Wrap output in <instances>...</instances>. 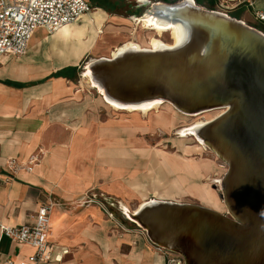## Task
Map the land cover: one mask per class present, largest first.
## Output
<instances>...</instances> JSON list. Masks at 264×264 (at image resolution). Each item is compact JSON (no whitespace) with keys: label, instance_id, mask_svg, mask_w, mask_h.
Wrapping results in <instances>:
<instances>
[{"label":"crops","instance_id":"crops-1","mask_svg":"<svg viewBox=\"0 0 264 264\" xmlns=\"http://www.w3.org/2000/svg\"><path fill=\"white\" fill-rule=\"evenodd\" d=\"M87 14L54 33L37 28L44 32L43 48L38 42L30 52L28 42L24 54L0 57V179L6 180L9 158L20 162L41 153L32 171L20 169L0 181V222L28 224L41 204H49L48 240L58 259L45 264H164L165 254L141 228L107 213L115 204L130 209L148 198L219 206L205 181L213 162L191 157L197 148L184 144L183 154L148 151L146 164L136 162L130 125L110 122L100 133L95 121L87 120L85 98L73 80L86 46L74 58L70 50L77 44L68 38L78 27L72 24ZM56 37L68 39L62 44ZM38 54L50 59L49 65L36 62ZM33 251L0 235L2 260H26Z\"/></svg>","mask_w":264,"mask_h":264},{"label":"water","instance_id":"water-1","mask_svg":"<svg viewBox=\"0 0 264 264\" xmlns=\"http://www.w3.org/2000/svg\"><path fill=\"white\" fill-rule=\"evenodd\" d=\"M189 21L186 52L103 63L99 77L113 91L139 98L159 93L198 112L227 101V111L204 130L227 165L223 190H217L227 210L157 199L164 204L140 214L147 228L131 222L158 247L152 235L176 238L181 250L165 249L184 264H264V42L230 21L202 14Z\"/></svg>","mask_w":264,"mask_h":264},{"label":"rangeland","instance_id":"rangeland-1","mask_svg":"<svg viewBox=\"0 0 264 264\" xmlns=\"http://www.w3.org/2000/svg\"><path fill=\"white\" fill-rule=\"evenodd\" d=\"M87 1L92 6V9L88 12L87 15H85L84 22H86L87 17L94 18V24H92L91 27H87V35L91 36L92 30H94L95 35H98L97 37H95L94 41H89L87 38L82 42H85L84 44L87 43L88 45H86L84 51L81 53L79 57L80 59L77 60V69H74L73 71V80L75 88H77L76 92L83 94V98H85L83 99V109L85 110L84 114H90L89 117H86L87 120L93 119L95 121L96 129H98L100 133H104L102 131L103 128L108 126L110 122L121 121L126 122V124L128 123L131 126V135L133 142L132 158L136 162L139 161L143 164H146L148 154H150L148 153V151L165 150L172 153L178 151L183 154L180 150V147H183L182 144H184V146H188L189 148L196 147V151L190 153L189 155L196 160L204 158L209 159L213 162L214 170L205 179V181L208 183V185L211 184V187L214 189H212V191L215 194L216 200L221 201L218 197L216 185L225 173V164L221 160H219L212 151H210L206 147H203L195 137V135H193L192 133H181V129L189 127L195 121L211 118L215 113L213 112V110L203 112L202 114L196 116H188L171 107L166 102L161 103L157 109L148 111V114L147 112L134 113L123 110H115L111 106V104L103 98L101 93L96 88L90 86V83H88L86 77L82 76V72L84 71L83 67L91 58L93 59L99 57H108L110 49H112L116 45H120L121 43L128 40H134L136 42H139L142 47L148 46L150 38L156 36V33L154 29L150 27H141L140 24H137L135 22V18H139L140 16H142L149 8L150 3H170L179 0H148L150 3H148L147 6L140 5L137 0H108L107 3L103 1L102 3L106 5L108 10H105L100 6H94L92 4V0ZM140 2H142V4H145L143 0H140ZM195 2L202 7L211 9L207 3V0H195ZM230 15L236 16L239 19H242L246 24L264 32V25L254 19V16L252 15V12L250 10L242 8L237 12L231 13ZM82 24L83 21H79L74 23L73 25L79 26ZM43 37L44 32L42 29H37L33 32L31 37L32 39L30 38L29 40L30 52H32L34 48L38 46V42H42V48L46 46V44L43 43ZM64 39L65 37H56V40L60 41L62 44L64 43ZM161 39L164 42H171L172 40L169 32L166 31L162 33ZM49 60L50 59L44 56V54H38L36 58V62L44 66L49 63ZM162 116H164V121L161 120ZM131 119H133L134 121ZM68 125H71L70 120L68 121ZM191 203L197 202L191 201ZM220 204L221 205L219 206L215 205V207H210L203 204L200 205L210 207L222 212L224 210V206L222 205V202ZM137 206L136 204H133L129 209L127 205L121 204L119 206V204H115L110 209V212L107 213V215L113 221L121 223L128 222V220L132 219L129 217L126 210L132 211Z\"/></svg>","mask_w":264,"mask_h":264},{"label":"bare ground","instance_id":"bare-ground-1","mask_svg":"<svg viewBox=\"0 0 264 264\" xmlns=\"http://www.w3.org/2000/svg\"><path fill=\"white\" fill-rule=\"evenodd\" d=\"M143 2L145 4L150 3L148 0H143ZM199 14H202L204 17L208 16V18H216L218 20H221L220 22L230 21L233 23H237L241 25L242 27L254 32L256 36H258V38H260V40H263L264 42V32L263 31L246 24L242 19H239V20L233 19L230 16L224 14L223 12L221 13L220 11L219 12L207 11L204 7L197 5L194 0H179L171 4H163L161 2H154L153 4L150 3L149 8L145 11V13L141 17L135 18V22L137 24H140L141 27H146V28L150 27L154 29L156 33V36H153L150 38L148 46L142 47V45H140L139 42H136L134 40H128V41L121 43L120 45H116L112 49H110L108 57H99V58H93V59L91 58L84 65L85 69L82 72V76L86 77L88 83H90V86L96 88L101 93L103 98L106 99L115 110H123V111L134 112V113L135 112H143V113L147 112L148 114V111L152 109H157L160 106V104L163 102H166L171 107L177 109L178 111L188 116H196V115L202 114L203 112H208V111L213 110V112L215 113L212 115L211 118H208L205 120H197L189 127H185L181 129V133L183 134L192 133L193 135H195V137L198 139V141L202 144L203 147L208 148L207 147L208 145L209 146L208 149L214 150V152L212 150L210 151H212L217 156V158L221 160L219 157L224 158L223 154L218 149H216L217 147L214 144H212L204 136V130L212 120H214L215 118H218L219 116H221L227 111V108H222L226 104H228L226 100L216 101L215 103H220V104H216L217 106H212L210 108H206L198 112V111L193 110L191 106H186V105L180 106L173 99L169 97H165L159 93L154 94L151 97L139 98L138 95L135 96V95H130V94H122V93L113 91L109 89L105 81L99 77V71H98L100 64L120 61L130 56H140V55L173 56V55L186 52L188 50L187 46L189 45L191 41V33L189 31L190 29L189 20L191 18H194V16H199ZM87 18H88L86 19L87 23L72 29L68 37V38H71L73 41H75L76 42L75 44H77V45H73V47L70 50L74 58L75 57L77 58L76 56L77 52L79 50L81 51L83 46L88 45L87 43L84 44L85 42L82 43L84 40L88 38L89 41H94L95 37H97L98 35V34L95 35L94 30H92L91 36L87 35V27L88 26L91 27V25L94 24L93 17H87ZM165 31L169 32L171 39H172L171 42H164L161 39V35ZM98 32H101V31H98ZM68 38H65L64 41L67 40ZM66 58H68V56ZM133 126H136V125H133ZM225 166L227 170V165L225 164ZM216 189L223 190V177H221V179L218 181L216 185ZM219 199L221 200L222 205L224 206V210L222 212L216 209L210 208V207L209 208L207 207V209L217 212L219 214H222L224 211H226L227 209L225 207L223 200L221 198ZM159 200H163V199H159ZM159 200L153 199V198L143 200L139 203V205L134 210L132 211L126 210V212L133 221H135L137 224L141 226L144 225L146 227L144 218H140V214L142 212L151 211L152 209L156 208L158 205H163L164 203H159L160 202ZM176 204H178V202ZM184 205L189 206L190 204L188 203ZM152 237L158 240L161 248L163 249L168 247L171 250L176 251V252L177 250L178 251L181 250L179 245H177L176 238H173V237L156 238L154 235H152ZM182 259L184 261L183 257Z\"/></svg>","mask_w":264,"mask_h":264},{"label":"built area","instance_id":"built-area-1","mask_svg":"<svg viewBox=\"0 0 264 264\" xmlns=\"http://www.w3.org/2000/svg\"><path fill=\"white\" fill-rule=\"evenodd\" d=\"M242 8L250 10L254 19L264 25V0H213V9L229 15ZM91 9L87 0H0V57L24 54L35 29L42 27L48 33H54L62 26L77 21ZM40 155V152L32 153L20 162L9 158L6 162V180L0 181L11 179L14 172L20 169L32 171L39 163ZM50 209L51 205L41 204L28 224L17 226L0 222L1 236L34 249L26 260L15 262L9 257L4 260L0 258V264L3 261L8 264H45L58 259L54 245L48 240ZM156 248L165 254L164 264H183L179 254L158 246Z\"/></svg>","mask_w":264,"mask_h":264},{"label":"trees","instance_id":"trees-1","mask_svg":"<svg viewBox=\"0 0 264 264\" xmlns=\"http://www.w3.org/2000/svg\"><path fill=\"white\" fill-rule=\"evenodd\" d=\"M105 1L106 3L108 2V0H92V4L94 6H100L102 8H104L105 10H108V8L106 7V5H104L102 2ZM208 5L210 6L211 9H213V0H207ZM236 17V16H235ZM238 18V17H237Z\"/></svg>","mask_w":264,"mask_h":264}]
</instances>
